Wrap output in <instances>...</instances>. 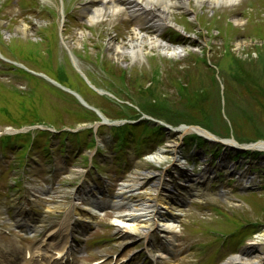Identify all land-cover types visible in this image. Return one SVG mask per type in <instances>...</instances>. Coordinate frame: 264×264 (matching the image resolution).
<instances>
[{"label": "rangeland", "instance_id": "obj_1", "mask_svg": "<svg viewBox=\"0 0 264 264\" xmlns=\"http://www.w3.org/2000/svg\"><path fill=\"white\" fill-rule=\"evenodd\" d=\"M36 1L38 10L28 16L18 12L17 0H0V138L15 135L12 131L42 135L34 140L36 144L25 162L30 139L25 142L24 136H17L6 145L24 147L15 156L24 162L22 196L29 210L44 212L45 203L64 208L77 195L71 194L76 183L94 186L98 172L105 177L99 183L107 191L99 204L106 209L101 212L105 216L77 232L80 247L76 248V258L78 262H91L98 257L97 250L115 253L118 250L103 245L101 239L110 237L113 230L105 227L118 218V213H127L128 208L114 213L113 192H121V186L139 165L146 164V169L157 171L143 180L141 188L157 181L160 171L171 174L166 170L173 160L169 137L183 129L187 134L182 133L173 142L174 156L194 169L191 175L197 174L203 164L207 171L220 172L218 179L184 202V214L176 222L180 231L168 239L171 253L159 248L160 255L155 253L157 259L152 260L142 251L148 245L145 233L119 226V231H129L137 238L124 243L116 233L114 242L124 248L116 254L138 251L136 264H227L245 247L248 254L264 252V152L222 147L218 142L199 147V138L188 131L192 126L220 140L233 139L248 146L264 143V0H242L227 8L190 3L188 13L183 15L175 10L173 22L182 31L169 27L160 37L163 43L178 46L183 56L155 62L154 57L163 54L159 50L145 51L138 56L141 63L129 58L116 62L111 56L112 48L127 44L135 34L130 18H117L116 22L109 17L107 22L90 25L81 17L85 0ZM24 25L33 28L30 33L20 32ZM26 70L57 81L80 96L89 108ZM85 76L94 87L87 84ZM95 111L107 122L103 123ZM45 129L55 131L47 145L43 143L47 134L40 132ZM126 130L132 131L135 139L114 153L117 135L130 136ZM140 136L148 137L145 146L138 149L134 143H141ZM6 146L3 156L7 154ZM156 153L164 158L160 166L147 163ZM45 160L55 169L51 175H44L50 167ZM117 163H122V168ZM229 164L232 167L225 168ZM6 165L7 162L0 164L2 169ZM242 172L247 175V186L244 179L237 178ZM7 175L0 172V222L6 227L9 223L4 214L3 186ZM91 202L89 198L78 204L88 206ZM151 223L157 230L148 231L147 241L153 242L165 222L160 218Z\"/></svg>", "mask_w": 264, "mask_h": 264}, {"label": "bare ground", "instance_id": "obj_2", "mask_svg": "<svg viewBox=\"0 0 264 264\" xmlns=\"http://www.w3.org/2000/svg\"><path fill=\"white\" fill-rule=\"evenodd\" d=\"M241 1L242 0H85L84 9L81 10V17L87 19V22L90 25L97 22H107V18L109 17H112V20L114 21H116L117 18H132L135 34L130 40H128L127 44L112 48L111 56L116 62H125L126 59L129 58L135 63H141L138 56L145 54V51L159 50L163 55L160 57H154V61L156 62L165 60V57H168L170 60L175 57L181 58L184 54V52L179 50L178 46H175L174 43H163L160 37V33L165 31L166 28L169 29V27L177 32L182 31V28L173 22L175 10H179L183 15L188 13L190 3L198 4L201 7L213 6L214 8H217L220 6L227 8L238 5ZM32 29V27L24 25L20 32L30 33ZM141 61L144 63L150 62L149 60ZM188 131L189 133H196L210 138L204 132L196 129H189ZM182 133L185 134L186 131L180 129L176 133H171L169 137V146H172L171 154H173V160L172 164L169 165V168L166 170L170 171L171 174H168V172L165 173V171H160L157 181H154V183L148 187L145 186L141 188V185L144 182L143 180L147 179L148 176L154 175L157 171L146 169V164L137 166L131 175V179L123 185L122 191L120 192V199L113 204L116 209L121 206H126L128 208V211L124 216L118 213V218L115 217V220L112 222L113 225H116L117 227L116 231L118 232V227L122 226L133 233L139 231L145 233V241L148 245L146 246V249H144V252L153 260L157 259L155 253L160 255V252H158L157 249L163 247L169 249V237H176V235H178L180 230L178 229L176 222L179 217L184 214V202L192 200V197L196 194L199 195L200 191H203L201 189L202 187H206L211 183V181L207 179L209 177H207L208 171L203 164L200 170V172L203 171L201 176H198V174L191 175L194 169L190 170L188 168V163L183 164L178 160L177 156H174L175 144L173 142L178 141L179 139L176 138ZM228 146L237 149L247 148L257 152H264V143H256L247 147H237L232 146L231 142H229ZM163 159L162 154L156 153L154 157L147 161V163H152L154 166H160L163 163ZM231 167L232 166L229 164V167L226 166L225 168L230 169ZM165 177H168L172 181L164 180L166 179ZM240 177L243 179L246 178L245 173L242 172ZM148 183L149 182H147L146 185H149ZM202 183L205 184L202 186ZM225 193V191L220 192V194ZM92 194L95 198H92L93 201L88 205L85 212V218L83 219V222L86 223V227L89 226V223H91L92 220L101 216L98 212L101 207H99V204L101 203L99 193L94 191ZM87 197H89V195ZM130 201L133 203L128 204ZM46 210L56 211L58 208H51L49 206ZM75 215L79 216L78 213ZM15 217L17 219L20 218L21 221L27 225L28 221L26 218H28V215L26 213L20 211ZM160 218L164 219L165 222V224L160 227V233H162L163 237L166 239L162 240V243H160V240L158 239L153 242L151 239L147 241L148 231L154 228L151 221L155 222L156 219ZM130 220H133V223H131ZM126 221H130L131 224H126ZM122 222L126 225H122ZM129 231L118 232L124 243L135 239ZM262 251H255V254L239 253L235 258L229 259L227 264L239 263L242 261H247L249 262L248 264H264V252ZM257 252L260 253V256H257Z\"/></svg>", "mask_w": 264, "mask_h": 264}, {"label": "trees", "instance_id": "obj_3", "mask_svg": "<svg viewBox=\"0 0 264 264\" xmlns=\"http://www.w3.org/2000/svg\"><path fill=\"white\" fill-rule=\"evenodd\" d=\"M256 99H258V98H256ZM257 106L262 108V105H261V104H259V103L257 104ZM81 123H82V122H81ZM132 138H133V137H132ZM125 142L127 143L128 141H127V140H125Z\"/></svg>", "mask_w": 264, "mask_h": 264}]
</instances>
